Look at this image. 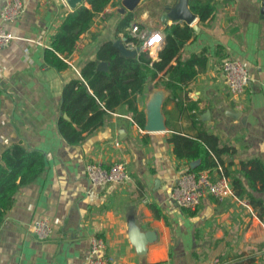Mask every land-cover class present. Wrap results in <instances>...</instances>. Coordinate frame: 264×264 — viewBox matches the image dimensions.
<instances>
[{
  "label": "crops",
  "instance_id": "1",
  "mask_svg": "<svg viewBox=\"0 0 264 264\" xmlns=\"http://www.w3.org/2000/svg\"><path fill=\"white\" fill-rule=\"evenodd\" d=\"M178 1L139 0L120 13L121 0H111L64 57L68 66L61 71L45 66L42 53L63 14L72 9L64 0H21L22 13L3 24L12 39L0 50V153L21 142L43 153L45 167L37 179L17 190L4 212L0 264H83L93 236L104 243L106 264H264V190L251 193L262 202L260 217L256 208L237 196L248 208L230 198L217 200L209 195H203L192 211L178 208L168 193L176 175L191 165L177 159L166 140L171 133L192 137L200 126L231 148V156L221 155L224 166L232 163L227 167L230 171L241 160L257 159L264 165L260 0H214L210 19L200 23L194 16L198 31L179 49L177 59L202 55L204 65H194L195 75L173 84V91L163 85L164 71L147 83L136 97L142 126L123 105L108 113L100 126L85 132L76 145L67 144L57 131L56 120L65 115L60 112L62 85L80 78L81 65L95 59L102 42L120 40L136 48V56L138 48L114 33L120 17L131 12L129 26L161 34L158 46L147 50L156 59L163 25L182 22L167 9ZM225 58L238 60L247 71V85L238 96L230 95L222 80L220 64ZM175 62L176 58L170 64ZM156 92L161 95L164 130L149 132L143 127L145 108ZM87 162L103 168L122 162L129 181L90 186L83 172ZM209 175L214 179L218 173ZM241 182L247 188L243 178ZM150 205L159 209V217ZM37 218L49 222L51 233L46 239L28 232L29 223ZM130 226L154 234L143 254L129 240Z\"/></svg>",
  "mask_w": 264,
  "mask_h": 264
},
{
  "label": "trees",
  "instance_id": "2",
  "mask_svg": "<svg viewBox=\"0 0 264 264\" xmlns=\"http://www.w3.org/2000/svg\"><path fill=\"white\" fill-rule=\"evenodd\" d=\"M110 1L84 0L86 6L80 3L64 13L50 38L48 48L43 50V64L57 71L67 68L64 57L74 49L79 36L89 28L93 18ZM213 2L214 0H187V7L198 22L202 23L212 17ZM132 16L131 12L122 15L116 23L114 33H121L125 42L137 47L140 40L127 31ZM193 32L192 27L184 22L164 24L163 43L156 53V59H151L147 50L140 49L137 50L136 56L124 57L119 55L111 41L102 42L96 49L95 59L81 65L80 78L71 79L61 87L60 112L68 117L65 120L59 115L56 120L61 138L69 145L78 144L85 132L100 126L108 113L123 105L132 115L133 121L142 126L143 114L136 108V97L141 94L147 83H152L158 74L164 71L167 76L163 85L173 91V84L185 82L195 75L194 65L198 68L204 65L205 58L202 55H191L184 61L177 59L179 49L194 36ZM175 58V64L171 65V60ZM97 61H104L107 69L97 70ZM195 128L196 132L192 137L171 133L166 138L171 144L173 155L191 165L186 171L207 170L209 174L220 172L229 180L232 193L256 208L260 217L262 202L251 193L264 190V165L257 159L241 160L237 163L238 168L230 171L227 167L232 163L228 162L224 166L221 155L231 156V148L203 127ZM44 167L43 153L21 142L13 143L1 151L0 224L17 190L37 179ZM241 178L247 182V188L243 186ZM150 207L154 216L159 217V209L155 205Z\"/></svg>",
  "mask_w": 264,
  "mask_h": 264
},
{
  "label": "built area",
  "instance_id": "3",
  "mask_svg": "<svg viewBox=\"0 0 264 264\" xmlns=\"http://www.w3.org/2000/svg\"><path fill=\"white\" fill-rule=\"evenodd\" d=\"M22 11L21 0H3L0 6V50L5 48L12 39V35L3 28V24L13 22ZM129 34L140 40V44L137 46L140 50L157 47L162 37L159 32H141L136 24L129 26ZM157 36L160 37L158 41L154 39ZM220 69L222 80L230 95L242 94L248 82L247 71L243 64L236 59L225 58L221 61ZM83 172L90 186L124 185L129 181L126 167L122 162H114L107 168H103L97 163L87 162L83 167ZM203 195H209L217 200L230 198L247 207L232 193L228 180L220 172L214 179H211L207 170L198 172L184 170L178 173L173 180L168 198L178 208L192 210L198 205ZM28 232L43 240L49 237L51 228L45 218H37L29 223ZM103 251L102 239L91 237L83 264H106Z\"/></svg>",
  "mask_w": 264,
  "mask_h": 264
},
{
  "label": "water",
  "instance_id": "4",
  "mask_svg": "<svg viewBox=\"0 0 264 264\" xmlns=\"http://www.w3.org/2000/svg\"><path fill=\"white\" fill-rule=\"evenodd\" d=\"M70 7L74 8L84 0H64ZM139 0H121V7L118 12L124 13L126 10H131ZM171 17L175 20H181L184 23L190 24L193 31H198V26L193 23L194 15L188 10L186 0H179L177 5L173 8H167ZM259 13L260 17L264 18V0L259 1ZM112 45L118 50L119 55L124 57H132L135 55L136 48H129L123 44L120 40H114ZM97 69L105 70L106 64L103 61L97 63ZM161 95L156 92L146 103L145 111V124L144 130L149 132L164 130V121L160 112ZM63 118L67 119L65 115ZM129 240L138 254L145 252L147 243H150L154 239V234L151 231L139 232L137 227L130 226L128 233Z\"/></svg>",
  "mask_w": 264,
  "mask_h": 264
},
{
  "label": "snow or ice",
  "instance_id": "5",
  "mask_svg": "<svg viewBox=\"0 0 264 264\" xmlns=\"http://www.w3.org/2000/svg\"><path fill=\"white\" fill-rule=\"evenodd\" d=\"M154 39L158 41V40L160 39V37H159V36H157V37H155Z\"/></svg>",
  "mask_w": 264,
  "mask_h": 264
}]
</instances>
